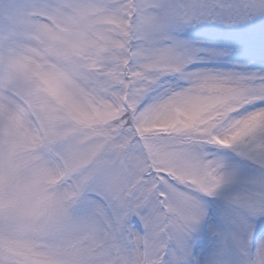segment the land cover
<instances>
[{
    "label": "snow or ice",
    "instance_id": "obj_1",
    "mask_svg": "<svg viewBox=\"0 0 264 264\" xmlns=\"http://www.w3.org/2000/svg\"><path fill=\"white\" fill-rule=\"evenodd\" d=\"M237 54L264 61V0H0V264H264Z\"/></svg>",
    "mask_w": 264,
    "mask_h": 264
},
{
    "label": "rangeland",
    "instance_id": "obj_2",
    "mask_svg": "<svg viewBox=\"0 0 264 264\" xmlns=\"http://www.w3.org/2000/svg\"><path fill=\"white\" fill-rule=\"evenodd\" d=\"M187 38L203 42L206 46H213L222 39L217 29L207 26L191 30ZM225 66L235 68L245 66L249 71H258L264 68V61L259 54H237L228 59Z\"/></svg>",
    "mask_w": 264,
    "mask_h": 264
}]
</instances>
